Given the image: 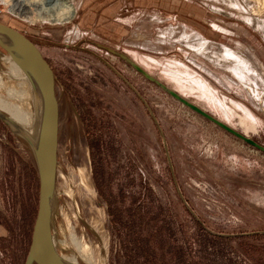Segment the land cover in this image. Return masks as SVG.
I'll return each instance as SVG.
<instances>
[{"label":"rangeland","instance_id":"374dc122","mask_svg":"<svg viewBox=\"0 0 264 264\" xmlns=\"http://www.w3.org/2000/svg\"><path fill=\"white\" fill-rule=\"evenodd\" d=\"M158 1L74 0L75 17L32 23L0 0L1 22L39 37H49V24L74 23L44 48L59 101L60 251L88 264L68 242L70 217L78 237L97 242L93 229L99 235L106 248L102 264H264V152L130 65L264 145V34L249 20V6L185 0L199 11L190 19ZM254 4L264 19L263 0ZM183 32L205 37L211 51L222 44L240 53L242 71L186 46ZM96 43L97 52L89 51ZM1 51L0 98L20 103L11 90H20L22 81L11 76ZM100 59L121 69L146 102ZM38 200L32 150L0 120V220L8 229L0 251L8 264L26 260Z\"/></svg>","mask_w":264,"mask_h":264},{"label":"water","instance_id":"95a60500","mask_svg":"<svg viewBox=\"0 0 264 264\" xmlns=\"http://www.w3.org/2000/svg\"><path fill=\"white\" fill-rule=\"evenodd\" d=\"M0 47L25 73L38 99L37 105L36 102L34 103L36 110L34 132H30L12 116L0 109V120L8 125L14 134L24 139L31 148L39 177L38 209L33 225L31 243L24 264H81L78 257H70L60 251L59 237L55 233L58 212L57 178L60 119L55 74L34 42L18 29L1 21ZM130 63L147 79L157 84L185 106L264 152L263 144L244 134L242 131H238L233 126L182 96L178 91L151 75L142 66L133 61H130ZM110 66L134 89L139 99L145 101L142 94L125 76L114 66ZM152 115L156 119L153 113ZM181 197L184 199L182 195ZM184 202L188 205L186 200Z\"/></svg>","mask_w":264,"mask_h":264},{"label":"bare ground","instance_id":"6f19581e","mask_svg":"<svg viewBox=\"0 0 264 264\" xmlns=\"http://www.w3.org/2000/svg\"><path fill=\"white\" fill-rule=\"evenodd\" d=\"M226 1L232 3V5H235L243 9H245L244 8L245 6L247 7L249 6L250 7L249 8L250 15L248 16L249 20L253 22L254 26L257 27L259 30H261L264 34V19L259 18L260 17L259 15H258L259 17H256V13L257 12L259 13L260 11L255 6L254 0L253 1L244 0L245 2L244 5L239 0H226ZM3 2L10 7L11 12H13L18 16L23 17L24 19L32 23L33 22L35 23L37 21L64 23L66 20H69L77 15V8L74 4V0H3ZM263 6H264V0H263ZM171 35H173V33ZM180 38L182 39L184 44L187 43L186 46L192 47L195 51H197L198 53H202L204 56H207L209 59L216 60L222 64H226V68L233 71L234 73L235 72L237 73L238 70L242 71L240 70V67L242 66V62H244L245 60L242 58V55L240 53L233 51L232 49L223 46L222 44L219 45L218 51H211V42H209L205 37L197 33L189 34L183 32ZM0 58H2L1 54H0ZM7 60L10 63L11 76L14 75V79L22 81L20 90L14 87H12L11 90V95L16 96L18 99H20V103H15L1 97L0 109H2L10 116H12L16 121H18L22 126L28 129L30 132H34L33 131L34 128L31 130L29 127L35 126L36 112L32 114L28 106L31 103L30 99H32V103H31L32 107H33V101L34 103L36 102L37 105L38 99L36 93L32 88L25 73L11 59L9 55H7ZM4 75H5L4 70L0 69V87H3L5 85ZM75 217H77V215H75ZM68 222H69V226L67 230L68 242L70 246L73 247L74 250L77 252L78 256H80L88 264H102V257L105 253L106 248L104 247V244L101 238L99 237V235L96 233V231L87 223V225L91 229H93L97 237V242L95 241L90 242L86 234H83L81 237H78L76 235L73 226L70 225V217L68 218ZM84 224H86V222ZM55 233L58 236L57 234L58 231H56V227H55ZM59 240L60 239H58V243L61 244Z\"/></svg>","mask_w":264,"mask_h":264},{"label":"flooded vegetation","instance_id":"af4514ba","mask_svg":"<svg viewBox=\"0 0 264 264\" xmlns=\"http://www.w3.org/2000/svg\"><path fill=\"white\" fill-rule=\"evenodd\" d=\"M115 2H120V0H115ZM160 2L162 3V2H164L165 4L167 3V4H170V6H172V7H175V8H179V9H182V10H184L185 11V16L186 17H189L190 19H192V18H194L193 16H195L196 17V15H197V12H199L198 11V9H196L197 7H194V6H191V5H189L190 3H186L185 2V0L183 1H177V0H159L158 1V3L160 4ZM161 5V4H160ZM109 7L110 8H108L107 10H108V13H110V14H112L113 12H112V6L111 5H109ZM106 11V10H105ZM112 12V13H111ZM102 13L104 14V10H102V12L100 13L101 15H102ZM107 13V14H108ZM180 11H178V14H177V16L178 15H180ZM80 14V13H79ZM182 14V13H181ZM188 15V16H187ZM81 17H83L82 16V14H80L79 15V18H81ZM78 18V19H79ZM101 18V17H100ZM100 18H99V20H100ZM109 19H110V17H108ZM108 19V20H109ZM73 22H70V23H68L69 25L70 24H72ZM8 25H10V23H7ZM74 24V23H73ZM95 23H93V25H94ZM186 24V23H185ZM69 25H66V26H59V25H52V24H49V26H47V27H49L50 28V33H46V35H49V37H39L37 34H39L36 30H33V31H31V30H27V31H21L20 29H18L19 31H21L25 36H27L32 42H34L37 46H38V48L40 49V51L42 52V54H43V56H44V58L47 60V62L50 64V66H51V68H52V70H53V72H54V74H55V81H57V78H56V71H55V69H54V67L52 66V63H51V61H50V59H49V57L46 55V53H45V51H44V48H45V46H48V45H50V43H54V41H52L51 39L54 37V38H56L55 36L57 35V36H62L63 35V32L67 29V27L69 26ZM10 26H12V25H10ZM16 28V27H15ZM123 28H126L125 26H123ZM95 29V28H94ZM77 30H81V28H78ZM90 30H88V32H89ZM40 32H42V34H43V31H40ZM100 32V31H99ZM51 38V39H50ZM91 40H93V37L92 36H90L89 38H88V41H91ZM93 42V41H92ZM85 43V42H84ZM97 44V46H93L92 44H90L89 45V47L91 48L89 51H95V52H97V48H95V47H99V43H96ZM101 46H103L104 48H107V49H109V47H107V46H104V45H102L101 44ZM1 48V47H0ZM2 49V48H1ZM3 50V49H2ZM4 51V50H3ZM110 51V50H109ZM121 58H122V56H120ZM101 60V59H100ZM102 61V60H101ZM103 62V61H102ZM103 64L106 66V67H108V69L110 70V71H112L117 77H119L105 62H103ZM130 65H132L131 63H130ZM116 67V66H115ZM131 67H133V71H135L136 73H138V75H139V77H141V75H142V73H140L135 67H134V65H132ZM117 68V67H116ZM118 69V68H117ZM119 71H121V73L123 72L121 69H118ZM123 75H125L124 73H123ZM126 76V75H125ZM127 77V76H126ZM128 78V77H127ZM122 81H123V83L124 84H126V82L123 80V79H121ZM130 80V79H129ZM127 85V84H126Z\"/></svg>","mask_w":264,"mask_h":264},{"label":"crops","instance_id":"0c3cea01","mask_svg":"<svg viewBox=\"0 0 264 264\" xmlns=\"http://www.w3.org/2000/svg\"><path fill=\"white\" fill-rule=\"evenodd\" d=\"M59 134V133H58ZM59 137V136H58ZM59 142V139H58ZM8 229L3 224V222L0 220V241L3 240L5 237H7ZM0 264H8L4 261L3 253L0 251Z\"/></svg>","mask_w":264,"mask_h":264}]
</instances>
